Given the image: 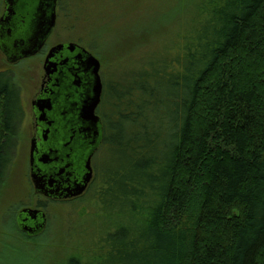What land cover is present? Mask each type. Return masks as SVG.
<instances>
[{
    "label": "trees",
    "instance_id": "16d2710c",
    "mask_svg": "<svg viewBox=\"0 0 264 264\" xmlns=\"http://www.w3.org/2000/svg\"><path fill=\"white\" fill-rule=\"evenodd\" d=\"M170 2L163 18L149 8L141 28L104 24L84 41L96 53L106 37L155 42L169 29L162 46L183 24L181 44L105 76L99 179L65 211V237L49 241V222L33 235L15 227L24 242L45 236L50 264H264V0ZM20 115L18 89L0 72V181ZM91 204L100 222H72L74 207Z\"/></svg>",
    "mask_w": 264,
    "mask_h": 264
},
{
    "label": "flooded vegetation",
    "instance_id": "af4514ba",
    "mask_svg": "<svg viewBox=\"0 0 264 264\" xmlns=\"http://www.w3.org/2000/svg\"><path fill=\"white\" fill-rule=\"evenodd\" d=\"M21 5L18 0L15 15L12 17L8 13L6 0L3 2L0 15V55L6 64L12 67L31 59H37L41 63V75L31 96L29 111L24 104L21 88L14 83L18 89L21 113L14 139L19 142L28 125V181L33 198H29L28 204H20L13 221L20 232L33 235L42 230L47 222H51L52 215L48 212L50 206L73 205L95 189L105 147V124L98 115V109L103 100L106 81L101 60L91 45L85 44L82 38L54 42L62 5L59 0L56 2V19L52 31L33 55L22 57L26 45L21 36H18L24 28L22 14L25 10L18 9ZM57 46L62 47L49 56L50 51ZM88 55L100 63L98 74L102 92L100 103L95 110V115L100 121L96 130L92 128L91 123L83 121L80 117V108L90 96L93 84L91 71L86 68L84 62ZM47 58L53 65L52 68L48 69L45 65ZM1 72L9 74L6 69ZM44 100H49L52 106L38 103ZM16 150L18 152V148ZM88 159L90 180L81 194L74 195V188L82 184L87 174L85 166ZM32 175L43 179L42 191L35 189ZM48 181H51V185Z\"/></svg>",
    "mask_w": 264,
    "mask_h": 264
},
{
    "label": "rangeland",
    "instance_id": "374dc122",
    "mask_svg": "<svg viewBox=\"0 0 264 264\" xmlns=\"http://www.w3.org/2000/svg\"><path fill=\"white\" fill-rule=\"evenodd\" d=\"M170 1L134 0V4L128 5L127 0H101L100 7L96 8L93 7L89 1L61 0L62 5L66 4L67 11L71 13V16H68V13H60L54 42L76 38H82L83 41L87 40V38L92 39V33L97 34L98 28L104 24H108L113 29L121 30L122 26L120 23L129 21L131 23L128 25V28H132L131 30L141 28L136 24V21L142 20L143 15H147L149 8L155 10V12L152 10L149 11V13L152 14L151 17H153V15L155 16L157 13L155 19L160 16L159 14H161V18H163L162 14L166 13L165 11L168 9L171 3ZM3 2L4 0H0V15L3 11ZM78 3L85 9L79 10L78 7L80 8V6ZM92 9L100 13L102 10L104 11L101 13L102 15H100V18H95L94 14L96 12L94 13ZM77 15L81 16L78 20L75 19ZM90 17L95 19L89 20ZM97 19L101 20L99 21ZM154 20H149V22ZM70 22L74 24L70 25ZM149 22L146 21L145 23L148 24ZM159 23L158 21L154 22V26L156 25V27L152 28L153 31L156 30L155 32H157L162 28ZM182 28L183 24H178L172 38L169 40L166 38L165 40L167 41L164 40L162 46L161 43L158 46H155V44L161 42L164 34L168 33L169 29L164 32L162 37L160 35L159 39L157 38L155 42H151L149 38L142 36V38L135 40V44L132 43L134 42V37H132L129 43H125L122 38L120 39L121 36H126L125 33L119 35L120 37H116L115 39L104 35L106 37L104 40L107 41V38H110L108 42L103 40L104 42L102 41L98 43V45L94 43V46L96 55H98L102 62L104 68L103 72L107 81L109 75L115 72L116 74L121 72L122 68H125L128 62L133 61L137 63L141 60L150 59L154 55L153 48L158 51L162 50L166 45L164 50L170 51L169 48L173 46L174 43L177 45L181 44L182 40L178 36V33L183 31ZM94 37L95 36H93V38ZM94 39L99 40L98 37ZM4 69L9 71L13 83L21 88L24 104L29 111L30 99L38 86L39 77L41 75V63L37 59H31L18 66L12 67V65H7L0 55V72ZM27 126L25 127V131L21 134L19 142L14 143L11 163L7 167V173L4 174V177L0 181V264H50V261H48L43 254L44 250H47L46 245H50L47 243L53 239H57V237H65L69 225L68 222H63L66 217L65 211L68 212L69 206H63L62 204L58 206L52 205L48 208V212L52 215L51 222H49L50 228L45 232L48 236L51 235V237L48 238L49 241L45 240V236L42 234L36 241L24 242L15 228L13 219L17 209L20 204L30 203V197L33 198V191L30 190L31 184L28 181L27 150L29 147V134L26 130ZM16 148H18V152ZM74 209H76L75 213L77 215H75L74 221L72 222H81L83 219H85L86 222L88 217L92 219L97 218V222H100L99 220L102 218L100 210L97 206L93 208L92 204L91 207L87 205L86 207L76 206ZM79 210L80 213H78ZM72 222H70L71 226ZM54 232L60 234L55 238Z\"/></svg>",
    "mask_w": 264,
    "mask_h": 264
},
{
    "label": "water",
    "instance_id": "95a60500",
    "mask_svg": "<svg viewBox=\"0 0 264 264\" xmlns=\"http://www.w3.org/2000/svg\"><path fill=\"white\" fill-rule=\"evenodd\" d=\"M9 6V15H15V8L18 4V0H6ZM56 2L57 0H19V3L22 4L18 9L25 10V13L22 14L24 16V28L22 32L18 35L19 38L23 39V43L26 45L24 53L22 57H29L33 55L37 49L41 46L44 39L49 35L55 25L56 19ZM62 46H57L50 51V55L53 52H57ZM86 64V68L90 69L91 75L93 77V84L91 87V94L88 96L87 100L82 104L80 108V117L83 121L89 122L92 124L93 129H97L99 127L100 121L98 116L95 115V110L100 103V97L102 92V84L99 77V61L91 55L86 57L84 61ZM45 65H47L48 69L53 66L50 60H45ZM39 104L52 106V103L49 100L38 101ZM50 110V109H49ZM97 137L95 133V138ZM97 139V138H96ZM86 171L87 174L82 181L81 185H77L74 188V195L81 194L85 185L90 180V165L89 159L86 163ZM34 187L36 190L42 191L44 186L43 179L39 176L32 175ZM49 185H51V181H48ZM28 233L30 232L27 230Z\"/></svg>",
    "mask_w": 264,
    "mask_h": 264
},
{
    "label": "bare ground",
    "instance_id": "6f19581e",
    "mask_svg": "<svg viewBox=\"0 0 264 264\" xmlns=\"http://www.w3.org/2000/svg\"><path fill=\"white\" fill-rule=\"evenodd\" d=\"M97 109V108H96ZM101 130V129H100ZM100 133V132H99ZM103 136V135H102Z\"/></svg>",
    "mask_w": 264,
    "mask_h": 264
}]
</instances>
